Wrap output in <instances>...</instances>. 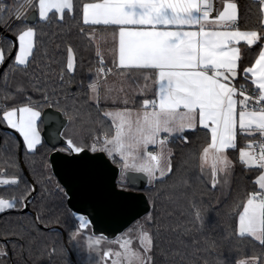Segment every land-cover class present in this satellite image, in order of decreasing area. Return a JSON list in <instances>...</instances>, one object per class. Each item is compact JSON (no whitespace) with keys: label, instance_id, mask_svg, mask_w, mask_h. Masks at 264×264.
I'll return each instance as SVG.
<instances>
[{"label":"snow or ice","instance_id":"snow-or-ice-1","mask_svg":"<svg viewBox=\"0 0 264 264\" xmlns=\"http://www.w3.org/2000/svg\"><path fill=\"white\" fill-rule=\"evenodd\" d=\"M37 7L38 18L15 15L23 27L16 34L18 50L9 65L11 68L27 70L33 62L38 22L50 23L52 12L60 14V19L66 12L72 15L75 4L74 0H37ZM6 11L10 9L0 0V17ZM81 11L85 25L114 27L118 60L113 61V67L120 74L139 72L146 82L141 92L149 87V80L157 87L153 98L139 101L138 110L128 107L102 110L101 81L113 73V68L105 66L102 54L97 51L99 67L95 77H90L87 88L91 95L87 99L94 102L102 129L90 141L57 133L63 144L58 151L81 159L89 153L104 154L118 170L116 187L131 197L130 190L135 187L131 174H143L151 184L163 182L172 173L171 149L167 148L170 142L187 143L189 135L206 130L203 135L206 138L210 135V142L202 150L200 167L203 169L204 163L211 160L215 188L218 174L227 175L232 167L227 152L237 148L238 134L251 138L239 150V162L247 169L260 170L253 182L258 190L248 193L242 203L235 235L240 239L250 238L264 248V0H249L243 10L238 9L237 3L228 2L212 18L209 0H98L83 2ZM241 27L246 30L241 31ZM241 41L247 46L245 52L239 46ZM15 46L12 43L6 49L0 42V65ZM249 50L254 53V62L242 68V58ZM66 51V64L63 58L58 61L53 54L41 74L32 78L33 88L40 94L38 100L27 96L22 105L0 107V124L19 133L27 152H35L41 144L38 121L55 124L48 114L41 120L44 107L56 109L69 123L80 116L77 96L69 88L74 79L71 74L77 69L76 53L71 46ZM44 55L47 57V52ZM53 63L60 64L58 73L51 68ZM123 103L128 104L127 98ZM149 145L157 146L159 151H148ZM19 183L18 177L0 179V185ZM25 185L19 198L0 197V213L28 206V198L35 189L26 182ZM240 207L238 204L237 208ZM195 218L200 220L198 209ZM75 219L74 239L91 225L87 216L78 215ZM151 221V212L134 220L112 241L118 250L110 249L104 257H114L111 264H152L153 238L146 229ZM102 239L89 237L88 246H98ZM137 243L138 247L134 246ZM6 255V251H0V256ZM251 260L252 264H259L258 257ZM239 264L249 262L242 260Z\"/></svg>","mask_w":264,"mask_h":264},{"label":"trees","instance_id":"trees-1","mask_svg":"<svg viewBox=\"0 0 264 264\" xmlns=\"http://www.w3.org/2000/svg\"><path fill=\"white\" fill-rule=\"evenodd\" d=\"M96 1L98 0H74L72 15L66 12L63 19H60L58 13H52L50 23L38 22L33 62L27 70L11 68L9 65L14 59L6 67L0 80V107L22 105L27 96H31L34 101L38 100L40 94L33 88L32 78L41 74L53 54L56 60L63 58L66 64L68 46L76 53L77 69L71 74L74 79L69 88L77 96L80 116L65 128V137L75 136L90 141L91 137L98 135L102 129L94 102L87 99V96L91 95L87 85L91 82L90 77H95L99 67L100 57L97 56V51L102 54L105 66L113 68V73L101 81L102 110L124 107L138 109L139 101L153 98V81H147L149 87L141 92L140 89L144 88L146 82L139 72L120 74L113 67L116 57L113 39L103 35L101 28L83 24L82 3ZM236 2L240 10L249 4V0ZM21 3L22 0L3 2L10 11L0 17L1 25H6ZM22 27V22L19 21L11 32L16 36ZM81 29L84 31L81 32ZM241 30L246 29L241 27ZM94 37H97L99 42H96ZM1 42L6 49L12 44L5 38ZM254 58V53L249 50V54L242 58V68L251 66ZM51 68L58 73L60 64L53 63ZM5 96L8 98L4 99ZM125 98L128 100L127 105L123 103ZM46 108L48 107L43 110ZM107 123L111 124V121ZM39 126L42 131V122ZM204 131L206 130L197 135H189L186 132L185 135H189L187 143L177 141L175 144H169L172 173L166 176L163 182L155 181L149 184L145 190L152 205V221L146 225L153 238L152 264H239L242 260L252 264L253 257H258L259 264H264V248L250 238L240 239L235 235L237 213L242 210V203L248 193L258 190V186L253 183L257 171L247 169L239 162V150L245 148L251 138L238 134L237 148L227 152L232 167L227 175L218 174L219 182L213 188L212 167L205 164L203 169L200 167V155L210 142V135L206 138ZM18 151V140L5 133L3 144L0 146V173L4 171L5 174L0 175L9 180L21 178V183L0 185L2 198H19L25 191V182L32 188L20 165ZM51 152L52 149L44 142L37 146L33 153L24 150L25 165L38 185V194L31 203V209L37 214L42 226H59L67 232L69 244L75 254L71 233L77 230V221L67 206L64 189L50 167ZM238 204L241 205L240 208H237ZM197 209L200 212V220L195 218ZM0 251L7 252L6 256H0V264H73L61 232L40 228L31 214L13 210L0 213ZM78 264L82 263L78 261Z\"/></svg>","mask_w":264,"mask_h":264},{"label":"water","instance_id":"water-1","mask_svg":"<svg viewBox=\"0 0 264 264\" xmlns=\"http://www.w3.org/2000/svg\"><path fill=\"white\" fill-rule=\"evenodd\" d=\"M28 17L38 18V10L36 8L31 9L24 16L25 19ZM12 22L14 26L19 20L13 17ZM29 25L31 26V23ZM13 26L6 27L0 24V42L4 38H7L16 45L12 48L11 55L7 56L4 64L0 66V80L6 67L14 59L18 50V41L16 40V36L11 32ZM45 114H48L49 120H55V124L43 122L41 131L43 142L52 149L49 156L50 167L65 191L67 206L72 212L73 217L84 215L90 219L91 225L88 229H84V231H90L93 236L103 237L106 240H115L117 236L132 225L134 220L142 219L148 212H151L152 205L145 192L149 183L143 174H131L134 177L135 187L130 190L132 195L129 197L128 192H121L116 187L118 170H116L115 165L107 161V157L104 154L97 153L93 155L89 153L81 159L80 157L68 156L58 151L59 148L63 147V144L61 143V137L57 133L63 134L69 122L56 109L49 107L44 109L41 120H44ZM57 116H59L58 120L56 119ZM58 124H64V127L57 128L56 125ZM3 132L11 134L18 140L20 165L31 187L35 189L28 198V206L13 211L31 214L40 228L61 232L64 245L72 263L78 264L69 244L67 232L59 226H42L37 214L31 209V203L38 194V185L32 176H30L24 162L25 146L23 138L15 130L7 128L5 124H0V145L2 143ZM1 173L2 175L5 174L4 171Z\"/></svg>","mask_w":264,"mask_h":264},{"label":"rangeland","instance_id":"rangeland-1","mask_svg":"<svg viewBox=\"0 0 264 264\" xmlns=\"http://www.w3.org/2000/svg\"><path fill=\"white\" fill-rule=\"evenodd\" d=\"M116 109H111L108 111H113ZM138 110V109H134ZM153 147H156L159 151V148L155 145H149L148 151H151ZM168 149H171L169 145H167ZM206 163V162H205ZM0 179H7L6 177L0 175ZM150 184V183H149ZM77 230L73 231L71 233V242L74 245L75 248V255L79 262L82 264H111V260L114 259V257H104V253L108 250L116 251L118 250V245L113 243L114 240H106L102 239L101 243L96 246L93 245V247H89V237L96 238L97 236H93L91 233L82 230L81 233L74 239L73 233ZM134 246L138 247V243Z\"/></svg>","mask_w":264,"mask_h":264},{"label":"crops","instance_id":"crops-1","mask_svg":"<svg viewBox=\"0 0 264 264\" xmlns=\"http://www.w3.org/2000/svg\"><path fill=\"white\" fill-rule=\"evenodd\" d=\"M13 0H3V2H12ZM27 1H31V4L30 6L27 8L26 10V13L24 14V16L31 10L33 9L32 7L35 6L34 8H36L38 10V7H37V0H22V3L20 4V6L16 9V11L14 12V14L12 15V17L9 19V21L6 23V25L11 21V19L17 14V12L19 11V9L21 7H23ZM98 2V1H96ZM228 2H236V0H223L222 3H221V7H220V11L223 10L224 6L226 5V3ZM238 5V4H237ZM54 13V12H52ZM52 13H49V16L52 14ZM60 16V14H58ZM83 22V20H82ZM84 24V23H83ZM5 25V26H6ZM85 25V24H84ZM87 26H90V27H97V28H101L102 32H103V35L105 36H109L111 37L115 44V48H116V57H115V60H118V40H114V37H113V33H114V27L113 26H103V25H87ZM241 30V29H240ZM243 31V30H241ZM95 38V41L96 42H99L98 38L97 37H94ZM34 40H35V37H34ZM241 47V51L244 52V49L247 47L243 41L240 42V45ZM1 66V65H0ZM157 86L155 85V88ZM134 110V109H133ZM40 121H38V131L40 132V136H41V131H40ZM43 142V139L41 137V143ZM39 146V145H38ZM117 159H119V157L117 156ZM205 165H208V166H211V160L209 159L208 161H206V163H204ZM252 169H255L257 171V176L256 178L258 177L259 173H260V170L257 169V168H252Z\"/></svg>","mask_w":264,"mask_h":264},{"label":"built area","instance_id":"built-area-1","mask_svg":"<svg viewBox=\"0 0 264 264\" xmlns=\"http://www.w3.org/2000/svg\"><path fill=\"white\" fill-rule=\"evenodd\" d=\"M222 1H223V0H209V3H210V5H211L210 18L215 17V16L217 15L218 11H220V7H221V3H222ZM30 4H31V1H27L26 4H25L23 7H21L17 13H21V14H23V16H24V14L26 13V10H27V8L30 6ZM14 18H15V16H14ZM12 19H13V18H12ZM12 19H11V21L7 24L6 27H12V26H13ZM176 143H177V142H176ZM169 144H175V143H171V142H170ZM169 144H168V145H169ZM153 149H155L156 151H158L156 147H153V148L151 149V151H153Z\"/></svg>","mask_w":264,"mask_h":264},{"label":"flooded vegetation","instance_id":"flooded-vegetation-1","mask_svg":"<svg viewBox=\"0 0 264 264\" xmlns=\"http://www.w3.org/2000/svg\"><path fill=\"white\" fill-rule=\"evenodd\" d=\"M6 26H7V25H6ZM14 26H15V25H14ZM14 26H13V27H14ZM4 134H5V132L2 133V143H1V145L3 144V137H4ZM1 145H0V146H1Z\"/></svg>","mask_w":264,"mask_h":264}]
</instances>
